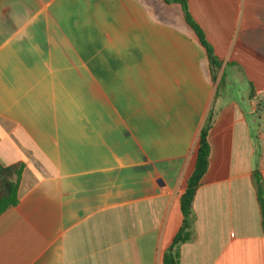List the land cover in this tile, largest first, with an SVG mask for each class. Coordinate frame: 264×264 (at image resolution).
Returning a JSON list of instances; mask_svg holds the SVG:
<instances>
[{
    "label": "crops",
    "instance_id": "obj_1",
    "mask_svg": "<svg viewBox=\"0 0 264 264\" xmlns=\"http://www.w3.org/2000/svg\"><path fill=\"white\" fill-rule=\"evenodd\" d=\"M0 0V264H162L208 117L180 264H264V0ZM253 92V97H251Z\"/></svg>",
    "mask_w": 264,
    "mask_h": 264
},
{
    "label": "trees",
    "instance_id": "obj_2",
    "mask_svg": "<svg viewBox=\"0 0 264 264\" xmlns=\"http://www.w3.org/2000/svg\"><path fill=\"white\" fill-rule=\"evenodd\" d=\"M166 3H178L182 7L186 23L196 34L200 44L205 49L210 65L212 80L216 79V72L221 68V61L213 54L212 48L206 42L202 31L196 23L190 18L187 6L184 0H164ZM251 92V97H253ZM210 128V117L206 120L199 134L198 148L194 168L186 181L184 192L180 195L179 206L182 216L180 227L174 235L170 245L165 249L162 255V264H180V246L189 242L194 237L195 214L192 203L200 185V180L208 168L210 146L208 143V131ZM22 167L20 165L1 166L0 165V214L8 208L14 206L17 202L16 190L17 182L20 178ZM253 183L257 192V199L260 205L262 218H264V181L257 171L252 172ZM264 227V221H262Z\"/></svg>",
    "mask_w": 264,
    "mask_h": 264
},
{
    "label": "rangeland",
    "instance_id": "obj_3",
    "mask_svg": "<svg viewBox=\"0 0 264 264\" xmlns=\"http://www.w3.org/2000/svg\"><path fill=\"white\" fill-rule=\"evenodd\" d=\"M220 76V80H223L224 78H227L226 72L225 71H217L216 76Z\"/></svg>",
    "mask_w": 264,
    "mask_h": 264
}]
</instances>
